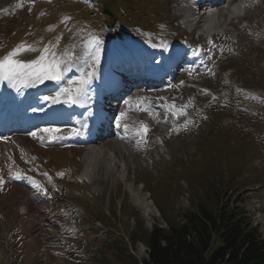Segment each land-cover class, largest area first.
Returning a JSON list of instances; mask_svg holds the SVG:
<instances>
[{"label":"rangeland","instance_id":"rangeland-1","mask_svg":"<svg viewBox=\"0 0 264 264\" xmlns=\"http://www.w3.org/2000/svg\"><path fill=\"white\" fill-rule=\"evenodd\" d=\"M253 1L256 8L236 18L227 36L208 39L182 28L187 0H0V58L20 45L34 49L18 55L25 62L45 46L57 57L73 54L59 84L25 87L0 79V121L14 113L21 128L13 133L0 123V264H114L119 250L146 259L136 239L151 225L177 223L199 202L214 206L213 197L224 201L247 191L250 200H262L264 212V188L250 190L264 184V0ZM93 38L102 41L98 63L85 55ZM193 48L201 69L177 76L176 87L149 100L157 109L141 116L148 141L135 149L126 180L123 164L120 175L101 170L94 183L83 180V150L73 140L68 103L42 97L74 87L70 81L87 79V89L103 68L101 78L113 79L132 60L142 65L147 57ZM167 107L169 118L155 112ZM160 122L174 128L163 140L170 159L156 160L155 151L149 156L152 129L165 128ZM132 189H141L155 208L135 203ZM261 228L264 233V223Z\"/></svg>","mask_w":264,"mask_h":264},{"label":"trees","instance_id":"trees-1","mask_svg":"<svg viewBox=\"0 0 264 264\" xmlns=\"http://www.w3.org/2000/svg\"><path fill=\"white\" fill-rule=\"evenodd\" d=\"M233 195L213 197L211 207L199 202L183 224L152 225L136 239L149 249L147 259L119 250L114 264H264V239L238 205L243 195Z\"/></svg>","mask_w":264,"mask_h":264},{"label":"bare ground","instance_id":"bare-ground-1","mask_svg":"<svg viewBox=\"0 0 264 264\" xmlns=\"http://www.w3.org/2000/svg\"><path fill=\"white\" fill-rule=\"evenodd\" d=\"M238 6H233V10H237ZM194 18V16L189 13L186 16V21L189 22ZM103 70L97 71L96 74L93 75V79L91 80V83L89 87L86 89L85 95L81 96L83 97V100L87 102L88 109L98 112L99 106L97 104H101V101L98 99L99 94L101 92L108 91V94L110 95L111 91H116L119 88H116L115 83L117 81V86L121 85L123 83V80L119 78L118 76H115L112 78H105L102 79L99 75V72L103 74ZM111 75V74H109ZM116 78V80H115ZM175 80V76L173 78ZM115 86V87H114ZM113 88V89H111ZM111 89V90H110ZM125 89H122V91L119 93L118 96H122L125 92ZM80 97V98H81ZM115 98V97H114ZM80 99H78V102ZM115 101V99L113 100ZM146 105H143L141 109H147L148 111L151 108H155L154 106L149 105L148 100ZM105 104H110L111 106H114L115 104L112 103L111 100L106 101ZM106 110L110 111L111 108L109 106H105ZM134 105H131L130 110H128L125 115L124 119H127L129 122H133L131 124H120L119 127L114 126L112 124L110 128L107 130V135L104 139H98L94 142H91V144L82 143L83 146V169H82V177L86 179L87 183H94L96 180V172H99L101 170L105 172H111L115 173L117 175L121 174V168L122 166L120 164H123L124 170L123 172L127 173V171L130 168V164L132 162L133 157L137 155V147H144V144L147 143V141L142 140L141 135H134V132L132 129L135 128V123L133 121L134 117ZM157 109V108H156ZM114 114V111H112ZM169 130V127L166 126ZM136 129H139L136 127ZM77 142V141H76ZM160 142L163 148H167L163 139L160 138ZM136 149V150H135ZM148 151V150H147ZM149 152V151H148ZM109 153L111 155H109ZM109 172V173H110ZM110 175V174H109ZM99 180V179H98ZM133 191V198L135 203H138L142 207H144L146 210L153 209L154 205L153 202L149 198H145L142 196L141 189H132ZM155 208V207H154ZM178 221V220H177ZM253 225L257 224V220H254L252 222Z\"/></svg>","mask_w":264,"mask_h":264},{"label":"snow or ice","instance_id":"snow-or-ice-1","mask_svg":"<svg viewBox=\"0 0 264 264\" xmlns=\"http://www.w3.org/2000/svg\"><path fill=\"white\" fill-rule=\"evenodd\" d=\"M102 43L98 38H93L89 45H86L85 55L91 56L97 63L99 61V45ZM156 45H153L155 47ZM166 47V45H164ZM95 49V51H93ZM30 46L20 45L7 56L0 58V79L8 80L10 83H19L25 87L35 86L37 83L43 84L45 81H53L59 84L64 80L65 73L73 66L72 52L65 50L61 57H57L56 53L48 46H45L39 57L31 62H25L17 59L22 51H33ZM63 66V67H62ZM93 73H87L86 76H91ZM74 87H65L57 91L54 96L42 97L43 100H51L52 103H77L79 97L85 95L87 79L79 82L70 81ZM66 97L61 100V97ZM126 103H128L126 101ZM145 109H141L144 111ZM125 113H121L123 117ZM119 127V124H117ZM45 131H51L45 129ZM143 132H147L146 126L143 127ZM33 136L36 133H32ZM137 135H142L137 132ZM0 179V183H2Z\"/></svg>","mask_w":264,"mask_h":264},{"label":"water","instance_id":"water-1","mask_svg":"<svg viewBox=\"0 0 264 264\" xmlns=\"http://www.w3.org/2000/svg\"><path fill=\"white\" fill-rule=\"evenodd\" d=\"M102 13L106 14L108 16L114 17L113 14L111 12H109V10L107 8H103Z\"/></svg>","mask_w":264,"mask_h":264}]
</instances>
